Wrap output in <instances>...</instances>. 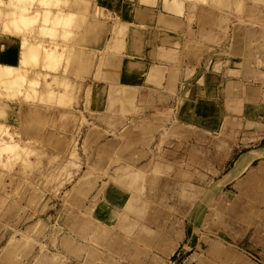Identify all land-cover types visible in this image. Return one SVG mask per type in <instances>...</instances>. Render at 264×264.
<instances>
[{
	"label": "rangeland",
	"instance_id": "1",
	"mask_svg": "<svg viewBox=\"0 0 264 264\" xmlns=\"http://www.w3.org/2000/svg\"><path fill=\"white\" fill-rule=\"evenodd\" d=\"M34 3L27 2L43 15ZM77 4L86 19L75 18V34L51 37L37 26L25 32L32 39L38 28L40 43L56 39L62 50L68 45L65 54L50 64L45 57V63L32 59L24 86L9 90L0 83V108L7 113L0 123L17 138L0 130V145L12 144L0 154V263L264 264L260 161L220 184L243 152H264L263 108L246 106L262 95L264 69L257 61L264 51L253 53L255 43L244 44L245 64L233 58L232 69L244 71L246 81L240 98L224 109L239 121L212 123L203 113L210 110L203 99L205 71L202 89L181 94L179 106L170 109L147 105L141 89H120L103 53L93 74L95 54L101 53L88 42L93 26L85 27L83 41L78 38L80 24L102 21L105 46L121 24L110 25L93 0H59L58 6L72 11ZM5 28L0 23V32ZM222 46L218 41L212 50ZM234 46L231 54H237ZM249 67L260 77L248 74ZM211 68L221 73L224 65L217 59L206 70ZM94 81L110 89L94 91Z\"/></svg>",
	"mask_w": 264,
	"mask_h": 264
},
{
	"label": "crops",
	"instance_id": "2",
	"mask_svg": "<svg viewBox=\"0 0 264 264\" xmlns=\"http://www.w3.org/2000/svg\"><path fill=\"white\" fill-rule=\"evenodd\" d=\"M93 6L96 12L99 11L107 17L110 25L121 24L118 30L115 29L112 41L106 46L104 42L108 30L102 21L90 20L88 23L80 24L78 38L83 41L86 28L93 26V34L88 42L93 43L92 50L101 53L95 54L97 61L93 74L97 73L98 61L103 53L105 61L108 60L110 73L115 74V82L120 89L136 87L148 98L147 105L170 109V106L175 108L177 103L179 106L181 94L202 89L199 81L201 73L205 71L207 85L203 87L206 91V97L203 99H206L210 106V112L207 110L203 112L206 121L212 123L239 121L238 115L235 117L224 109L226 102L240 98L239 87L241 88V84L246 81L244 71L232 69L235 65L233 58L239 60L238 66L245 64V61L241 60L246 57L242 50L244 44L255 43L253 48L256 49H251L253 53L264 51V0H93ZM74 8L72 11L62 8L71 16L70 23L65 26L66 29L62 28V31L71 30L70 36L75 34L71 29L75 18L80 15L86 19L81 4ZM123 26L128 28L125 39ZM15 41H19V37L0 32V64H18L20 60L18 44L8 47ZM218 41L224 46L217 48L216 51L212 50ZM233 44L237 54H231ZM121 47L119 52L115 51ZM217 59L222 61L223 71L217 73L212 70L213 68L210 71L206 70V67H212ZM257 65L264 69V56L258 59ZM230 71H236L238 74L232 75ZM248 72L256 77H260L261 74L250 67ZM51 75L60 83L64 80L62 75L56 76L53 71ZM92 89L109 90L110 86L94 81ZM261 89V98L255 102L247 101L248 108L257 104L259 107L262 106L264 111V85ZM4 111V108H0V115H6ZM250 112L252 117L261 116L257 112ZM235 148L234 146L230 151V157ZM262 151L253 149L243 152L235 161L236 167L234 164V168L225 174L220 184L239 179L257 160L260 163L256 170L264 171Z\"/></svg>",
	"mask_w": 264,
	"mask_h": 264
},
{
	"label": "bare ground",
	"instance_id": "3",
	"mask_svg": "<svg viewBox=\"0 0 264 264\" xmlns=\"http://www.w3.org/2000/svg\"><path fill=\"white\" fill-rule=\"evenodd\" d=\"M20 2H24L20 4ZM27 2L30 4L35 2L34 4H37L38 6H41L44 8V14L39 13L38 8H31L28 6ZM29 4V5H30ZM59 0H0V21L1 25L5 26V30L3 29L4 33H8L10 35H14L19 37V41H15L14 43H10L8 47H13L18 44L20 48V60L17 65L12 64H0V83H3L4 87L10 88L13 85L18 86H24V82L26 78L28 77V74L31 72L32 68V59L35 60V63L39 62L38 60L42 57L44 59V63L50 64L48 60H51L55 56H60V54L64 53V48L67 49V46H63V50L60 47L61 44L56 42L55 40H47L46 43H40L38 28L43 30V34H46L50 30L49 36L53 37L54 34L57 36V34L68 35L71 34L69 31L71 30H61L60 27H56L60 24V21L63 22V25H67L71 16L67 15L61 8H59ZM4 7L5 12L1 9ZM51 23V24H49ZM34 26H37V32L32 34V39H29L25 32L31 30L34 28ZM64 26H62L63 28ZM14 29L13 31L10 30ZM8 29V30H6ZM63 29H66L65 27ZM18 33H21L22 35H18ZM53 34V36H52ZM61 37V36H60ZM56 38V37H54ZM48 42V43H47ZM6 50V49H5ZM32 50L35 52V57H32ZM1 54V52H0ZM40 55V57H39ZM41 58V59H42ZM59 59V57H57ZM56 58V59H57ZM55 59V58H54ZM37 61V62H36ZM32 62V63H31ZM57 63V61H55ZM39 64V63H38ZM52 64L53 61H52ZM54 66V65H53ZM52 66V67H53ZM57 66V65H55ZM56 68V67H55ZM54 69V68H53ZM51 73V72H50ZM51 75V74H50ZM23 76V77H22ZM52 76V75H51ZM50 85V84H49ZM17 86V87H18ZM3 87V88H4ZM2 89V84L1 87ZM9 88V90H11ZM14 88V87H13ZM19 88V87H18ZM31 88V87H30ZM5 90L2 89V91ZM8 90V89H6ZM25 90V87H24ZM28 90V88H26ZM13 91V89H12ZM20 91H23V88H21ZM23 93V92H22ZM29 97V96H28ZM2 112V111H1ZM5 112V111H4ZM3 112V113H4ZM5 114V113H4ZM3 129L4 136H11L12 139L16 140L17 138L14 136L13 132L11 133V127L6 125H1L0 123V130ZM10 133V134H9ZM16 134V133H15ZM22 140V139H20ZM4 141V140H3ZM2 141V142H3ZM1 142V141H0ZM6 143V142H5ZM5 143L1 146L0 145V154H4L8 148L12 146V144H6ZM9 143V142H8ZM26 143V141H25Z\"/></svg>",
	"mask_w": 264,
	"mask_h": 264
}]
</instances>
